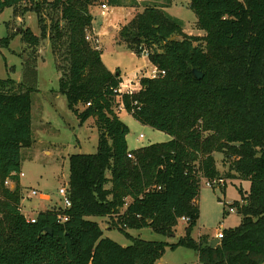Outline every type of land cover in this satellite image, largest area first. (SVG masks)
<instances>
[{
  "label": "trees",
  "instance_id": "1",
  "mask_svg": "<svg viewBox=\"0 0 264 264\" xmlns=\"http://www.w3.org/2000/svg\"><path fill=\"white\" fill-rule=\"evenodd\" d=\"M171 1L146 6L119 33L120 42L138 54L147 49L152 64L166 72L142 77L141 89L121 101L136 120L170 139L129 149V128L116 112L121 72L110 71L103 49L87 39L94 35L91 7L101 0H0V14L33 12L41 31L20 27L0 38V50L16 36L25 45L22 79H0V264H154L168 246L194 250L199 264H264V0H191L202 37L183 33L184 21L164 9ZM47 37L63 62L59 92L81 124L94 119L99 141L96 153L69 158L71 206L40 211L32 222L21 210V156L34 143L31 93L38 90L39 47ZM216 153L227 171L217 167ZM216 178L248 181L250 188L240 190L242 202L230 204L241 223L211 248L208 236L196 240L192 231L201 182ZM93 216L115 218L113 227L131 244L104 237ZM183 217L186 234L173 243L128 231L151 228L174 237Z\"/></svg>",
  "mask_w": 264,
  "mask_h": 264
},
{
  "label": "rangeland",
  "instance_id": "2",
  "mask_svg": "<svg viewBox=\"0 0 264 264\" xmlns=\"http://www.w3.org/2000/svg\"><path fill=\"white\" fill-rule=\"evenodd\" d=\"M137 1L141 5L117 7L109 5L107 0H101L91 7L95 26L101 35L99 45L103 49L104 64L110 71H120L123 79L130 80L141 70L139 80L145 74L148 76L155 65L152 64L149 56L144 53L138 54L120 42L119 33L137 14L142 13L146 6L159 7L168 2V0ZM190 1L172 0L171 6L164 9L184 21L182 30L184 34L202 37L205 33L197 28V16L189 7ZM105 3L110 8L102 15L101 9ZM20 27H30L38 35L41 32L38 17L33 12L16 17L13 9L7 8L0 14V38L14 33ZM173 38L181 39L182 36L175 34ZM24 48L21 37L16 36L8 49L0 50V79L8 77L17 81L22 79L20 56ZM61 63L63 64L62 60H58L52 49L51 40L48 37L43 38L38 53V90L31 93L34 143L29 148H22L21 156L22 173H24L20 176L24 196L21 210L27 219L36 218L37 213L42 211L39 209L61 207L63 196L59 194V189L67 187L70 156L76 153L93 154L98 148L99 131L94 119L90 118L81 124L77 115L68 107L66 97L59 92L60 69L57 68ZM118 115L129 128L126 139L130 149L170 139L167 133L142 124L127 111ZM141 135L143 137H140ZM215 158L220 171H227V165L222 160L223 155L216 153ZM5 185L14 188L13 184L5 183ZM226 185L225 189L222 186L211 187L207 185L205 179L202 180L197 199L200 218L192 231L194 239L199 240L202 236L215 238L220 231L241 223L242 215L238 212H230L229 204L235 201L242 202L240 190L244 192L249 190L250 182L228 179ZM33 189L38 191L37 195H32ZM42 196L45 198H41ZM90 219L100 224L104 237H109L124 246L131 244L129 236L113 227L115 218L93 216ZM185 227L186 222L179 220L174 237L157 233L151 228L128 229V231L134 237L173 243L185 236ZM199 262L200 256L194 250L183 246L172 249L168 246L164 255L154 264H199Z\"/></svg>",
  "mask_w": 264,
  "mask_h": 264
},
{
  "label": "built area",
  "instance_id": "3",
  "mask_svg": "<svg viewBox=\"0 0 264 264\" xmlns=\"http://www.w3.org/2000/svg\"><path fill=\"white\" fill-rule=\"evenodd\" d=\"M109 7L108 5L105 3L102 5V13L105 14L107 11H108ZM87 39L88 40H92L93 43L95 44V46L97 48H100V41H99V38L95 35H88L87 36ZM143 53L145 55H149V52L147 49H144L143 50ZM166 72L165 70H159L158 68H154V70H152L148 76L144 75V77H151V78H155L157 76H160V75H164ZM141 89V83H140V80L137 78L135 79H128V80H123L118 89L116 90V92L118 93V96H117V101H118V106L116 107V112L117 114L118 113H121L122 111H126L125 109V105L124 103L121 101L122 99V95L123 94H132V93H135L137 91H139ZM140 137H143V135H141ZM129 157H132L131 154H129ZM24 175V173H21V176ZM206 180V179H205ZM207 181V185L211 186V187H215V186H222V187H225V185L228 183V180L225 179V178H216V179H213V180H206ZM6 184H13L10 180H7L6 181ZM13 186L15 187V184H13ZM38 194V191L33 189L32 190V195H37ZM59 194H61V196H63V205L61 207H59L58 209H68L70 206H71V200L70 198L68 197V193H67V187H61L59 189ZM41 198H45V196H42ZM49 199V198H48ZM50 200V199H49ZM230 205V204H229ZM231 206V205H230ZM230 212H237V208L234 207V206H231L230 208ZM61 221H66L68 220V217L66 215H62L61 217H59ZM29 221H32V222H35L36 219L35 218H28ZM182 220H184L185 222H187L189 219L186 218V217H183ZM217 238L218 239H222L223 238V231H220L217 235Z\"/></svg>",
  "mask_w": 264,
  "mask_h": 264
},
{
  "label": "water",
  "instance_id": "4",
  "mask_svg": "<svg viewBox=\"0 0 264 264\" xmlns=\"http://www.w3.org/2000/svg\"><path fill=\"white\" fill-rule=\"evenodd\" d=\"M165 41H168V39L165 38ZM193 73H194L195 77H196L197 79H199V80L203 79V77H204L203 72L199 71V70L196 69V68L193 69ZM47 230L51 233V230H52V229H51V227H49ZM220 241H221V240L218 239V238H215V239L211 240V241H210V247H211V248H214L217 244L220 243Z\"/></svg>",
  "mask_w": 264,
  "mask_h": 264
},
{
  "label": "crops",
  "instance_id": "5",
  "mask_svg": "<svg viewBox=\"0 0 264 264\" xmlns=\"http://www.w3.org/2000/svg\"><path fill=\"white\" fill-rule=\"evenodd\" d=\"M108 5V4H107ZM109 7V6H108ZM110 8V7H109ZM101 14L102 15H104L103 13H102V9H101ZM93 33L96 35V36H98V38H99V41H100V43H101V35H100V32H98V29H97V27L95 26V18H94V21H93ZM101 46V45H100ZM155 67V66H154ZM142 71V70H141ZM141 71L140 72H138L135 76H134V78H137V77H139V74H141ZM122 76V75H121ZM123 78V77H122ZM133 78V79H134ZM123 80H128V79H123ZM122 112H124V111H122ZM131 115V114H130ZM132 116V115H131ZM32 124H33V121H32ZM168 141V140H167ZM156 143V142H155ZM130 149V148H129ZM248 191V190H247ZM35 207H37V205L35 206ZM44 209L45 208H43V209H39V211L40 210H42V211H44ZM215 238H217V236L215 237ZM215 238H212L211 240H213V239H215Z\"/></svg>",
  "mask_w": 264,
  "mask_h": 264
}]
</instances>
